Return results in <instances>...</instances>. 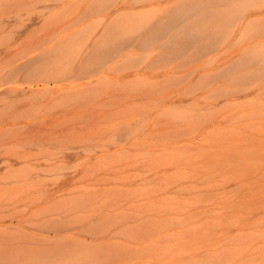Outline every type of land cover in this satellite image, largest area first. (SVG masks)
Returning <instances> with one entry per match:
<instances>
[{"label": "rangeland", "instance_id": "obj_1", "mask_svg": "<svg viewBox=\"0 0 264 264\" xmlns=\"http://www.w3.org/2000/svg\"><path fill=\"white\" fill-rule=\"evenodd\" d=\"M0 264H264V0H0Z\"/></svg>", "mask_w": 264, "mask_h": 264}]
</instances>
